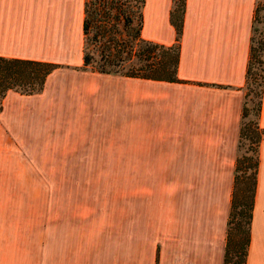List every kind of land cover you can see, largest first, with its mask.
Returning a JSON list of instances; mask_svg holds the SVG:
<instances>
[{
	"label": "crops",
	"instance_id": "crops-1",
	"mask_svg": "<svg viewBox=\"0 0 264 264\" xmlns=\"http://www.w3.org/2000/svg\"><path fill=\"white\" fill-rule=\"evenodd\" d=\"M257 2L184 0L179 82L167 83L81 69L83 0H0V58L60 66L41 92L8 91L1 101L0 200L9 156L100 158L62 171L206 176L174 182L170 196L150 181L133 221L125 209L122 231L62 230V260L36 264H222ZM171 8L172 0H144L143 40L174 43ZM257 123L264 129V80ZM246 264H264V138Z\"/></svg>",
	"mask_w": 264,
	"mask_h": 264
},
{
	"label": "rangeland",
	"instance_id": "rangeland-1",
	"mask_svg": "<svg viewBox=\"0 0 264 264\" xmlns=\"http://www.w3.org/2000/svg\"><path fill=\"white\" fill-rule=\"evenodd\" d=\"M257 1L260 11L254 24V39L264 40V0ZM250 89L258 91L256 85L249 86ZM256 101L248 91L245 122L254 120L251 109ZM254 148L253 141L241 139L236 157L253 160ZM96 162L100 163V158L4 157V187L0 200L1 261L36 264L42 260H62V230L122 231L125 209L129 205L132 221L136 218L140 187L145 194L146 190L153 189L148 183L157 180L160 181L159 190L170 196L175 190L174 182L206 177L203 173L188 172L84 171L82 167L62 171V164L69 167ZM244 166L238 175H243ZM235 220L231 221L230 231H234Z\"/></svg>",
	"mask_w": 264,
	"mask_h": 264
},
{
	"label": "trees",
	"instance_id": "trees-1",
	"mask_svg": "<svg viewBox=\"0 0 264 264\" xmlns=\"http://www.w3.org/2000/svg\"><path fill=\"white\" fill-rule=\"evenodd\" d=\"M143 7L144 0H83L81 69L98 74L178 83L176 72L184 0H172L169 22L175 31V39L170 46L155 44L140 37ZM259 11L260 5L257 2L251 25L237 143L238 147L241 139L253 141L254 159L235 158L222 264H246L250 243L257 147L264 138V129L259 128L257 123L264 80V40L254 39V24ZM59 67L53 63L0 58V111L6 92L37 94L42 91L47 75ZM253 85L258 88L257 92L248 90ZM248 91L257 100L252 104L254 120L251 122H245L248 115L245 104ZM243 165V175L240 176L238 172ZM234 219V231H230Z\"/></svg>",
	"mask_w": 264,
	"mask_h": 264
}]
</instances>
